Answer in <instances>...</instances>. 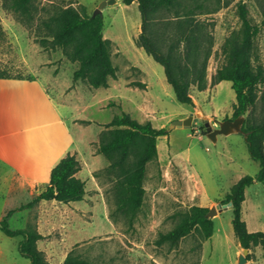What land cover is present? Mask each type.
I'll return each instance as SVG.
<instances>
[{
  "label": "rangeland",
  "instance_id": "1",
  "mask_svg": "<svg viewBox=\"0 0 264 264\" xmlns=\"http://www.w3.org/2000/svg\"><path fill=\"white\" fill-rule=\"evenodd\" d=\"M102 1L38 0L36 19L27 23L18 13L4 8L0 0V68L30 77L0 79V145L7 152L6 159L0 157V221L13 209L8 217L12 228L36 227L44 235L38 245L49 264H63L71 251L96 264H237L243 248L235 235L232 208L218 209L211 217L214 234L205 241L198 231L182 238L176 246L158 245L156 239L160 232L173 227L176 211L194 204L217 206L240 177H258L260 163L251 157L245 134H219L214 142L202 134L200 123L171 127L188 105L177 100L165 79L164 67L145 51V62L154 68L146 91L101 88L98 96L86 81L74 79L79 64L70 61L62 48H45L38 41L40 18L54 5L85 6L86 12L94 16ZM238 1L209 15L215 22L209 79L226 61L221 52L226 37L242 25ZM242 1L254 22L261 24L263 17L256 0ZM101 14L103 34L112 42L118 76L138 77L132 65L135 44L140 46L137 39L142 16L138 2L125 4L117 0L107 4ZM257 41L264 61L263 27ZM132 82L129 84L134 85ZM263 92L264 84L260 95ZM194 95L205 111L216 114V120L233 116L236 93L230 81L207 91L195 90ZM100 97H108L105 106L98 103ZM85 98L90 102L87 108L83 107ZM146 101L152 104L155 125L163 124L168 133L158 138L162 148L158 158L147 165L144 203L130 217L119 206L117 175L108 170L109 160L98 152V147L107 123L124 112L141 120L137 105ZM263 105L260 99L253 119L264 117ZM68 152L76 153L81 160L78 176L86 181L84 198L69 203L42 200L33 207L20 208L47 187L49 167ZM20 169L38 173L41 183L20 185L15 177ZM246 190L244 219L250 230L264 231V182L256 179ZM22 239L21 235L9 236L0 229V264H31L30 258L20 252ZM249 254L245 264H264L262 246L253 247Z\"/></svg>",
  "mask_w": 264,
  "mask_h": 264
},
{
  "label": "trees",
  "instance_id": "2",
  "mask_svg": "<svg viewBox=\"0 0 264 264\" xmlns=\"http://www.w3.org/2000/svg\"><path fill=\"white\" fill-rule=\"evenodd\" d=\"M37 1L3 0V6L31 23L38 14ZM122 1L125 4L138 2L142 23L137 42L164 67L167 81L178 101L197 109L192 87L203 91L223 80L232 82L236 103L231 118L248 113L243 133L251 157L260 163V171L257 178L251 175L240 178L222 203H232L233 227L241 247L250 250L256 246L264 248V231H250L243 217L246 189L256 179L264 182V117L252 118L258 101L264 102V92L260 95V87L264 84V61L257 41L264 28V0H256L263 17L261 24L254 22L247 4L238 1L237 12L242 25L233 30L222 44L221 52L226 61L217 68L211 81L208 66L214 52L215 22L209 15L233 0ZM103 26L101 13L91 16L85 6L57 4L40 18L37 39L45 48H62L70 61L79 64L74 71L75 80L86 81L94 88L107 87L111 78L118 77V66L113 61L112 42L104 36ZM11 78L30 77L0 68V79ZM132 83L144 85L142 82ZM167 133L166 126L155 127L150 120L140 121L126 112L116 115L101 132L98 152L108 158V170L117 175L119 206L130 217H134L144 203L147 165L158 158V138ZM81 169L82 163L76 153L68 152L52 168L47 187L20 208L33 207L42 200L64 203L82 200L86 194V181L78 176ZM209 210L208 206L194 204L176 211L173 214L175 224L159 233L156 244L176 246L194 231L200 233L202 241L211 238L214 220L207 215ZM13 211L9 210L0 221V229L9 236H23L19 249L22 255L30 258L31 264H49L45 252L38 245L44 235L32 226L12 228L8 217ZM63 264L96 263L71 251Z\"/></svg>",
  "mask_w": 264,
  "mask_h": 264
},
{
  "label": "crops",
  "instance_id": "3",
  "mask_svg": "<svg viewBox=\"0 0 264 264\" xmlns=\"http://www.w3.org/2000/svg\"><path fill=\"white\" fill-rule=\"evenodd\" d=\"M134 44H135V42H134ZM135 53H134V61H132V65L134 66V73L138 76V77H134V79H121V77L120 76H118L117 78H111L110 80H109V86H107V87H98V88H94L93 87V89H95L96 91H98V96H100L99 94L101 93V90L99 91L98 89H101V88H105L106 89V91H110L111 90V88L113 87V88H117V89H120V91H122V90H124V89H134V91H140L141 89L142 90H147L149 87H150V83L148 82V76L151 74V72L152 71H154V68H153V65L151 64V63H146V62H148V61H146V58L144 57V52L143 51H145L144 50V48L143 47H141V46H138V45H136L135 44ZM145 53H146V51H145ZM136 55H138V56H140V57H137L136 58ZM149 55V54H148ZM149 56H151V55H149ZM152 57V56H151ZM153 58V57H152ZM143 59V60H142ZM154 59V58H153ZM146 61V62H145ZM149 64V65H148ZM133 66H130L131 68L133 67ZM165 71V70H164ZM211 77L212 76H210V81H211ZM165 79L167 80V78H166V74H165ZM132 81H134V82H142L144 85H136V84H134V85H130L129 83L130 82H132ZM223 81H225V80H223ZM223 81H221L220 83H218L217 85H220ZM229 81V80H228ZM168 82V81H167ZM231 82V81H230ZM232 83V82H231ZM216 86V85H215ZM215 86H211V85H209L208 86V88L207 89H205V90H203V91H207V90H209V89H211V88H213V87H215ZM195 90H198V89H196L195 87H192L191 88V93H192V95H193V97H194V101H195V104H196V106H197V109H195L193 106H191V105H188V104H186V105H188V107L186 108V110L185 111H183L180 115H179V118L178 119H184V118H186V117H188L189 115H191V114H194V113H196L198 110H200V109H202L203 111H204V113L205 114H207L209 117H212V118H215L216 119V114L215 113H208L207 111H205L204 109H203V107L199 104V101H198V99L196 98V96L194 95V91ZM199 91V90H198ZM108 97H110V96H108ZM108 97H100V98H98V103L100 104V106H105L106 105V98H108ZM84 104H83V107L84 108H87V107H89V99H84V102H83ZM235 103H236V101H235ZM234 106V105H233ZM137 109H138V113H139V115H141L142 116V119L140 120V121H147V120H150L151 122H152V124L155 126V127H158V128H160V127H164V125L163 124H161L160 126H156L155 125V123H154V120L156 119V117H155V113H154V110H153V108H152V104H150L149 103V101H146V103H144V104H138L137 105ZM233 111H234V107H233V110H232V114H233ZM232 117V116H231ZM231 117H228V118H231ZM139 120V119H138ZM171 127H176V126H171ZM196 131H199V132H201L200 131V128H197V129H195ZM203 134V133H202ZM160 137V136H159ZM218 140V139H217ZM165 146V145H164ZM163 146V147H164ZM161 148H162V146L161 147H159L158 146V151H159V154H160V151H161ZM6 154H7V152H6V149L4 148V146L3 145H0V157L2 158V159H6ZM56 164V163H55ZM53 166H54V164L53 165H51L50 167H49V171L51 172V170H52V168H53ZM15 177H17V179H19V184L20 185H23V186H25V185H34L33 184V182H38V183H41V180L39 179V175H38V173H35V172H29V171H27L26 169H20V170H18V171H16V175H15ZM240 178H242V177H240ZM239 178V179H240ZM238 179V180H239ZM237 182V181H236ZM235 182V183H236ZM247 191V190H246ZM247 196V195H246ZM245 201H246V199H245ZM244 201V202H245ZM229 204V207L228 208H232V203L230 202V203H228ZM243 208H244V203H243ZM243 213H244V210H243ZM243 217H244V215H243ZM247 222V221H246ZM247 226H248V222H247ZM248 229H249V227H248ZM250 230V229H249ZM250 231H252V230H250ZM239 246H240V249L242 248L241 247V245H240V243H239ZM257 248L259 247V246H256ZM240 253V252H239Z\"/></svg>",
  "mask_w": 264,
  "mask_h": 264
},
{
  "label": "water",
  "instance_id": "4",
  "mask_svg": "<svg viewBox=\"0 0 264 264\" xmlns=\"http://www.w3.org/2000/svg\"><path fill=\"white\" fill-rule=\"evenodd\" d=\"M117 0H104L102 1L97 10L96 14L102 13V9L107 4H112ZM246 115H240L235 118H226L224 120H216L215 118L209 117L204 113L202 109L194 114L189 115L184 119H176L172 122V126H185L190 127L195 123L201 124V130L204 135H207L214 142L217 141L219 134L229 135L236 132H244V123ZM229 207L228 203H219L217 206H212L208 211L207 215L212 217L219 210L227 209ZM249 248H243V252L239 256V261L237 264H245L248 261L247 255L249 254Z\"/></svg>",
  "mask_w": 264,
  "mask_h": 264
},
{
  "label": "built area",
  "instance_id": "5",
  "mask_svg": "<svg viewBox=\"0 0 264 264\" xmlns=\"http://www.w3.org/2000/svg\"><path fill=\"white\" fill-rule=\"evenodd\" d=\"M208 149V148H207Z\"/></svg>",
  "mask_w": 264,
  "mask_h": 264
}]
</instances>
